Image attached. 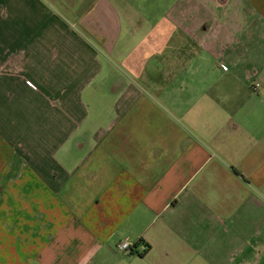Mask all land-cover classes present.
Segmentation results:
<instances>
[{
	"label": "crops",
	"instance_id": "1",
	"mask_svg": "<svg viewBox=\"0 0 264 264\" xmlns=\"http://www.w3.org/2000/svg\"><path fill=\"white\" fill-rule=\"evenodd\" d=\"M191 2L0 0V264H264V68Z\"/></svg>",
	"mask_w": 264,
	"mask_h": 264
},
{
	"label": "rangeland",
	"instance_id": "2",
	"mask_svg": "<svg viewBox=\"0 0 264 264\" xmlns=\"http://www.w3.org/2000/svg\"><path fill=\"white\" fill-rule=\"evenodd\" d=\"M191 1V5H193L190 9L191 15L193 14L199 22L210 18L213 29L217 34V39L213 38V41L215 42L216 54L219 57H215L213 52V55H211L209 52L197 48L202 60L196 65L201 71H213L212 80L217 78L218 85H226L225 82L222 83L223 79L220 78V73L222 72L221 63L230 69V72H235V75L240 78L246 74L245 70L248 67L250 70L252 68H264V26L254 12L246 7L243 0H228L227 4L221 8H214L211 3L212 0ZM132 15L136 17L134 21L138 22L141 20L134 11ZM170 17H176V13H171ZM227 31H230L232 36L228 37L226 35ZM237 33L243 38L241 37L242 39L239 42L234 43L232 41L236 38ZM197 37L204 39L205 35L198 32ZM112 61L114 60L112 59ZM260 74L263 75L264 70ZM201 79L206 82L211 80V78L209 79L206 76H202ZM228 82L227 84L231 85V87L233 86L232 88L246 85L244 80L240 84H238L239 81L236 82L235 80ZM248 83L247 85L250 87V82Z\"/></svg>",
	"mask_w": 264,
	"mask_h": 264
},
{
	"label": "built area",
	"instance_id": "3",
	"mask_svg": "<svg viewBox=\"0 0 264 264\" xmlns=\"http://www.w3.org/2000/svg\"><path fill=\"white\" fill-rule=\"evenodd\" d=\"M116 249L120 252H123V251H131L132 250V245L129 244L128 242L126 241H122V242H119L117 245H116ZM139 249L141 250V253L145 252L146 251V247L144 244H140L139 245Z\"/></svg>",
	"mask_w": 264,
	"mask_h": 264
},
{
	"label": "trees",
	"instance_id": "4",
	"mask_svg": "<svg viewBox=\"0 0 264 264\" xmlns=\"http://www.w3.org/2000/svg\"><path fill=\"white\" fill-rule=\"evenodd\" d=\"M146 247V246H145ZM146 249H147V247H146Z\"/></svg>",
	"mask_w": 264,
	"mask_h": 264
}]
</instances>
